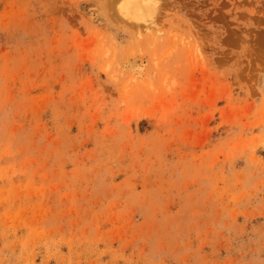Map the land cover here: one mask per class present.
<instances>
[{
	"label": "rangeland",
	"instance_id": "rangeland-1",
	"mask_svg": "<svg viewBox=\"0 0 264 264\" xmlns=\"http://www.w3.org/2000/svg\"><path fill=\"white\" fill-rule=\"evenodd\" d=\"M0 264H264V0H0Z\"/></svg>",
	"mask_w": 264,
	"mask_h": 264
},
{
	"label": "bare ground",
	"instance_id": "bare-ground-1",
	"mask_svg": "<svg viewBox=\"0 0 264 264\" xmlns=\"http://www.w3.org/2000/svg\"><path fill=\"white\" fill-rule=\"evenodd\" d=\"M138 2H139V0H138ZM151 2H152V1H151ZM151 2H150V3H151ZM150 3H149V4H150ZM136 4H137V3H136ZM136 4H135V5H136ZM133 5H134V4H133ZM152 5H153V4H152ZM148 6H149V5H148ZM132 7H135V6H132ZM151 7H153V6H151ZM126 8H127V7H126ZM130 8H131V6H130ZM132 9H135V8H132ZM146 9H147V7H145V10H146ZM152 9H153V8H152ZM129 10H131V9H128V12H127V10H126V14L129 13V12H130V13L132 12V11H129ZM134 11H135V10H134ZM136 11H137V10H136ZM151 12H152V11H151ZM130 13H129V14H130ZM132 13H133V12H132ZM145 13L147 14V12H145ZM145 13H143V14L146 16ZM149 13H150V11H149ZM133 14L135 15V12H134ZM133 14H132V15H133ZM130 15H131V14H130ZM141 15H142V14H141ZM134 17H135V16H134Z\"/></svg>",
	"mask_w": 264,
	"mask_h": 264
}]
</instances>
